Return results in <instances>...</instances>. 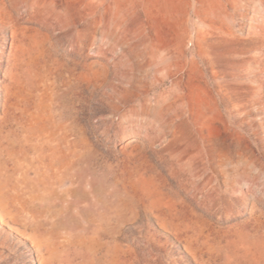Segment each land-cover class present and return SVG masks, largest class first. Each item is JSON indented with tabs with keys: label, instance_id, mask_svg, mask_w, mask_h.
Listing matches in <instances>:
<instances>
[{
	"label": "rangeland",
	"instance_id": "1",
	"mask_svg": "<svg viewBox=\"0 0 264 264\" xmlns=\"http://www.w3.org/2000/svg\"><path fill=\"white\" fill-rule=\"evenodd\" d=\"M0 264H264V0H0Z\"/></svg>",
	"mask_w": 264,
	"mask_h": 264
}]
</instances>
